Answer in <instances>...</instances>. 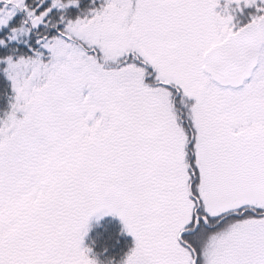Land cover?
I'll return each instance as SVG.
<instances>
[{"label": "snow or ice", "instance_id": "1", "mask_svg": "<svg viewBox=\"0 0 264 264\" xmlns=\"http://www.w3.org/2000/svg\"><path fill=\"white\" fill-rule=\"evenodd\" d=\"M0 78V264H264V0H0Z\"/></svg>", "mask_w": 264, "mask_h": 264}, {"label": "trees", "instance_id": "2", "mask_svg": "<svg viewBox=\"0 0 264 264\" xmlns=\"http://www.w3.org/2000/svg\"><path fill=\"white\" fill-rule=\"evenodd\" d=\"M9 92V86L3 78H0V108H2L5 103V93ZM122 225L116 218L105 217L100 224L97 226L96 222H92V230L89 233L88 241H95V248L98 251L102 247L108 248V243L114 244H124V234L121 233ZM115 231V235L113 236L111 231ZM109 232V233H108ZM132 239V238H131ZM99 240V241H97ZM87 241V242H88ZM99 243V244H98ZM108 250H111L108 248ZM125 252V251H123ZM113 255V253H109L108 255Z\"/></svg>", "mask_w": 264, "mask_h": 264}, {"label": "flooded vegetation", "instance_id": "3", "mask_svg": "<svg viewBox=\"0 0 264 264\" xmlns=\"http://www.w3.org/2000/svg\"><path fill=\"white\" fill-rule=\"evenodd\" d=\"M110 218H113V217H110ZM111 233H112L113 236L115 235V231L112 230ZM124 236H125L124 237L125 241L123 242L124 244H117L116 245V243H114V244L108 243V248L111 249L108 252L109 253H113V255L110 254L109 256L115 257L116 260H119L120 259V257L124 254L123 251L126 252L127 249H128V247H130V245L132 243V239H131L130 236H128L126 234H124ZM97 241H99V240H97Z\"/></svg>", "mask_w": 264, "mask_h": 264}]
</instances>
